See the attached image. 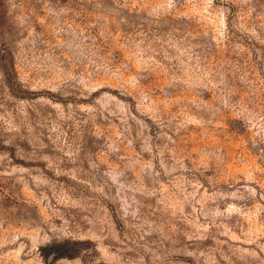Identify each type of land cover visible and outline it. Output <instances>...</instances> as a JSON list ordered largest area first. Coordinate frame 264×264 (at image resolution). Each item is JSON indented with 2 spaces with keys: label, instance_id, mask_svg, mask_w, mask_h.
<instances>
[{
  "label": "rangeland",
  "instance_id": "obj_1",
  "mask_svg": "<svg viewBox=\"0 0 264 264\" xmlns=\"http://www.w3.org/2000/svg\"><path fill=\"white\" fill-rule=\"evenodd\" d=\"M0 264H264V0H0Z\"/></svg>",
  "mask_w": 264,
  "mask_h": 264
},
{
  "label": "trees",
  "instance_id": "obj_2",
  "mask_svg": "<svg viewBox=\"0 0 264 264\" xmlns=\"http://www.w3.org/2000/svg\"><path fill=\"white\" fill-rule=\"evenodd\" d=\"M4 73L7 76V81L11 84H17V72L15 69V66L13 62L10 63V65L5 68ZM19 91V90H18ZM14 92L17 96L21 95L24 96L25 94H20L19 92ZM53 251L55 252V259L61 258V257H74L76 256V251L74 250L76 247L74 245H70L69 241H65L63 243L54 244L51 246Z\"/></svg>",
  "mask_w": 264,
  "mask_h": 264
}]
</instances>
